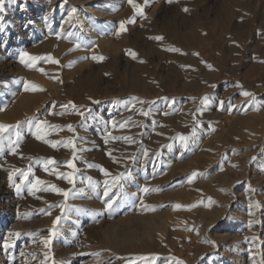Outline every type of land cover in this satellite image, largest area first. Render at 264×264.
<instances>
[{
  "label": "rangeland",
  "instance_id": "374dc122",
  "mask_svg": "<svg viewBox=\"0 0 264 264\" xmlns=\"http://www.w3.org/2000/svg\"><path fill=\"white\" fill-rule=\"evenodd\" d=\"M134 3L4 0L0 264H264V0Z\"/></svg>",
  "mask_w": 264,
  "mask_h": 264
},
{
  "label": "snow or ice",
  "instance_id": "6c2138e0",
  "mask_svg": "<svg viewBox=\"0 0 264 264\" xmlns=\"http://www.w3.org/2000/svg\"><path fill=\"white\" fill-rule=\"evenodd\" d=\"M128 2H129V4H132V5H133V7H134V9H135V11H136L137 13H140V14L143 13V6L138 5V4H135V3H134V0H128ZM168 2H169V3H172V2H174V0H168ZM148 3H149V0H144V5H147ZM3 7H4V0H0V11L3 10ZM184 11L187 12L188 9L185 8ZM131 22H134V21H132V20H129V21H127V22L122 21L121 24H120V29H121L122 31L125 30V28H124L125 23H131ZM152 39L163 40V37H162V36H156V37H152ZM129 54L132 55L133 58L136 57V53H135V52H131V51H130ZM24 56H28L29 59H36L35 57H30L28 53H23L22 60H23V57H24ZM92 58H93V59H103V57H99V58H98V57H95V56H93ZM213 87H214V85H213ZM243 95L248 96V95H251V94L248 93V92H244ZM134 99H135V98H134ZM202 100H203L204 103H207V102H208V97L205 96V97L202 98ZM71 103H72V102H69V104H71ZM97 103H98V101H97ZM140 103L143 104V103H148V102H147V101H140ZM152 103H154V102H152ZM64 107H67V105H65ZM73 107H75V106L73 105ZM141 111H142V114H143V115H145V116H148V115H149V112H148V111H143V110H141ZM59 114H60V115H63V113H59ZM80 115L83 116L84 113L81 112ZM32 122H33V121H32V119L30 118V119H29V123H32ZM19 123H20V122H17L16 125L0 124V139L3 138V135H4L5 132L9 131L10 129L17 128V127L19 126ZM46 123H47V121L37 120V121L35 122V126H36L37 131L39 132V131L41 130L42 125H44V124H46ZM67 127H68L70 130L72 129V126H71V125H68ZM120 127H124V124H121ZM17 135H18V134H17ZM37 138H38V139H41L42 137L39 136V135H37ZM125 139H129V138L125 137ZM178 139H179L180 142L186 144V143H187V140H188V137H186V136H184V135L181 134V135L178 136ZM129 142H131V141H129ZM13 143H14V147H13L12 150L15 151V147H16L17 145L15 144V142H13ZM49 143H51L53 147H56L57 143H64V142L61 141V142H49ZM66 146H72V147L74 148V143H73V141H72V140H68V141L66 142ZM145 155L147 156V151H145ZM53 162H54V161L51 160V159H50L49 161H47L48 164H51V163H53ZM67 165H68V167L75 169V165L72 163V161H68V162H67ZM102 171H104L106 175L108 174V173H107V170L102 169ZM60 175H61L63 178L67 179L68 182H69L70 184L74 183L73 176H72L71 173H69V174L61 173ZM194 175H195V173H194ZM115 179L118 180L119 177H116ZM9 180H10V181L12 180V174H11V173L9 174ZM42 183H44V182H43V181H40V180L37 179L36 183H35V184H32V185L30 186L29 191L32 192L33 189L39 190V189L37 188V185H38V184H42ZM105 183H107V181H106ZM16 187H17V191H19V189H20V185H16ZM51 189H52L53 191H55L56 193H58V194H62V195L64 196L65 199H67L68 196H69L70 189H69V190H64V189H61V188L56 187L55 185H52V186H51ZM45 190H48V189H45ZM147 190H148V189H145V191H147ZM104 195H105V196H108V189L105 190ZM106 204H107V207H108V208H111V207H112V201H111V198H110V197H109V200L106 202ZM177 207H179V205H178ZM60 218H61V217H59V216L56 217V220L53 221V225H54V226H55L56 222L60 220ZM9 235H15V236L18 237V236L20 235V233H18V232H17V233H10ZM50 239H51V238H49V240H45L44 243L47 245V244L49 243ZM7 246H8V245H7V242H5V247H7Z\"/></svg>",
  "mask_w": 264,
  "mask_h": 264
},
{
  "label": "bare ground",
  "instance_id": "6f19581e",
  "mask_svg": "<svg viewBox=\"0 0 264 264\" xmlns=\"http://www.w3.org/2000/svg\"><path fill=\"white\" fill-rule=\"evenodd\" d=\"M6 12H7V10H6ZM9 17L12 19V21H14V20H16L17 19V17L16 16H14L13 14H11V15H9ZM28 97V96H27ZM1 188V187H0ZM1 222H0V227H1ZM0 230H1V228H0ZM2 262V261H1Z\"/></svg>",
  "mask_w": 264,
  "mask_h": 264
}]
</instances>
